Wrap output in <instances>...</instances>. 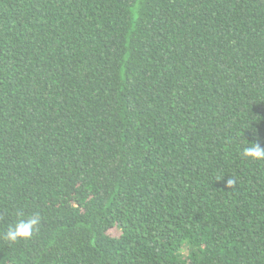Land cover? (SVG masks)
I'll return each instance as SVG.
<instances>
[{
	"label": "trees",
	"instance_id": "trees-1",
	"mask_svg": "<svg viewBox=\"0 0 264 264\" xmlns=\"http://www.w3.org/2000/svg\"><path fill=\"white\" fill-rule=\"evenodd\" d=\"M247 142L264 0H0V264H264Z\"/></svg>",
	"mask_w": 264,
	"mask_h": 264
},
{
	"label": "clouds",
	"instance_id": "clouds-1",
	"mask_svg": "<svg viewBox=\"0 0 264 264\" xmlns=\"http://www.w3.org/2000/svg\"><path fill=\"white\" fill-rule=\"evenodd\" d=\"M240 154L242 158L249 161H264V147L258 142L242 144ZM234 183L235 180L229 178L226 182V188L233 186ZM42 223L43 218L39 212H33L29 215L20 213L14 222L8 224L5 230L0 231V239L7 241L9 245L18 241H28L34 233L39 231Z\"/></svg>",
	"mask_w": 264,
	"mask_h": 264
}]
</instances>
